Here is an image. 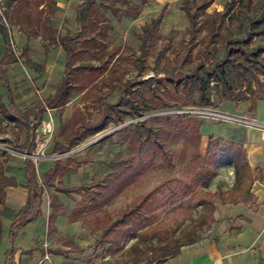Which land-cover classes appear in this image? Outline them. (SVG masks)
<instances>
[{
  "label": "rangeland",
  "instance_id": "obj_1",
  "mask_svg": "<svg viewBox=\"0 0 264 264\" xmlns=\"http://www.w3.org/2000/svg\"><path fill=\"white\" fill-rule=\"evenodd\" d=\"M199 1L14 0L5 5V0H0V16L5 20L12 50L4 75L14 107L32 122L40 117V104L66 82L65 97L58 107L46 110L39 123H34L30 139L26 130L17 137L16 124L0 111L1 166L22 172L27 161L32 160L37 183L41 185L42 173L48 174L55 162V172L48 178L52 187H43V208L36 220L32 250L42 253L39 263L44 261L45 253L48 255L45 225L49 203L53 200L65 206V211L73 205L55 188L84 191L92 185L110 182L123 169L143 162L148 165L137 170L133 183L122 190L106 211L115 215L151 193L149 206L142 209L147 219L142 222V231L109 258L108 264H134L133 259L139 254L142 260H154L165 242L171 248L186 245L190 240L198 242L215 227H222L231 235L241 233L244 225L232 221L231 207L227 205L230 198L207 197L212 207L206 208L197 205V197L231 191L233 197L241 200L252 178L260 179L264 186V175L252 174V178L238 185L233 169L221 167L205 186L196 181L198 164H204L203 156L214 147H209L208 142H226L232 136L238 141L243 131L231 133L229 128L238 123L217 117L214 106L199 107L198 95L189 89L187 79L201 66L211 69L220 65L227 56L228 43L245 40L250 24L264 17V0H255L240 27L230 26L226 37L215 42L210 39L212 31L226 20L230 0H213L202 12L195 7ZM163 6L166 10L162 23L146 41V55L142 57L143 32ZM186 10L196 18L194 36L190 35ZM237 10L236 6L231 14ZM258 44H264V40L256 39L254 45ZM5 47L0 34V58ZM255 90L262 98L263 88L255 86ZM212 99L220 113L232 114L225 108H237L215 95ZM0 102L7 107L1 82ZM103 120H107L106 129L79 141L86 130L98 128ZM241 121L248 124L239 123L240 126L263 130L251 121ZM188 134L193 135L192 140ZM155 140L171 153L169 163L154 148ZM67 146L71 149L61 153L59 148ZM15 179L20 186L25 183L23 172ZM193 181L195 184L190 186ZM184 184L190 187L185 188ZM71 196L76 201L87 199L83 192ZM237 219L248 222L242 215ZM8 221L1 218V228ZM30 235L25 231L23 239ZM256 240L244 250L258 249L260 239ZM106 249H98L100 264H104ZM8 250L9 243L4 238L0 264Z\"/></svg>",
  "mask_w": 264,
  "mask_h": 264
},
{
  "label": "trees",
  "instance_id": "obj_2",
  "mask_svg": "<svg viewBox=\"0 0 264 264\" xmlns=\"http://www.w3.org/2000/svg\"><path fill=\"white\" fill-rule=\"evenodd\" d=\"M118 2L121 0H110ZM145 2L146 0H141ZM213 0H200L195 4L197 11L206 10L212 3ZM255 0H230L228 8L224 16L226 20H222L219 26L212 31L211 42H215L218 38L224 39L229 33V27H240L241 19L244 18L245 13L250 10ZM237 6L236 14H231ZM165 6L161 9L159 14L151 21L149 26L143 32L141 54L142 57L146 55V41L149 40L159 29L164 13ZM186 16L190 24V35L194 36L196 33V18L186 10ZM5 26L3 20L0 18V31L3 40L6 44L2 57L0 58V82L4 89V93L7 98L8 109L4 108L0 103V111L4 116L10 120L15 121L18 128L17 137L26 130L28 138L31 137V128L34 123H39L43 116L46 114V110L54 109L58 107L60 102L66 95L65 92V80L57 87L53 96L45 100L44 103L39 106L40 117L34 119L32 122L29 121L28 116L20 113L14 107L13 98L9 90L8 82L3 74L4 67L10 63L12 58V50L10 44L7 43L5 37ZM256 39L264 40V17L259 21H255L250 24L247 36L244 41H236L228 43L227 56L225 60L220 64L211 69L206 67H199L195 72L189 76L188 85L189 89L194 91L198 95L197 105L199 107L211 108L213 106L211 96L215 95L220 100L230 102H243L247 101L251 97H254L257 92L255 86L263 88L260 79L264 80V44L254 45ZM187 81L185 82V85ZM139 115V114H138ZM200 125H198L199 127ZM107 127V120H103L102 124L92 130H86L79 139L82 141L85 138L94 136L99 132L103 131ZM181 134V133H180ZM188 137L192 140L193 135L188 134ZM196 143L199 141V137L196 139ZM218 144H222L220 147ZM26 145V144H25ZM214 147L205 153L203 156L204 164H198V172L196 173V181L201 182L204 186L207 184L208 179L216 174L217 168L221 167H233L234 178L238 184H243L249 179V167L246 160L245 152L242 148V140L235 142L233 140L223 142L221 139H216L213 142L209 141L208 146ZM154 148L162 156L165 162L169 163L171 153L166 151L165 146L155 140L153 142ZM70 147L59 148L61 153L69 151ZM196 158L199 160L197 148L195 147ZM91 150L89 148L87 151ZM88 160H84L87 163ZM123 169L120 173L115 175L110 182H103L99 185H92L83 191L81 188H55V192L70 197L71 193L81 194L82 192L87 196V199L79 202L78 205H84V209L76 211V214L68 219L69 223H73L77 218L82 217L83 219L88 216L92 218L93 233L100 232L98 240L95 245L104 248L107 247L106 255H115L121 251L127 242L136 237V234L143 229V220L147 219L142 209L149 206V199L151 193H147L140 198L138 202L132 206L110 215L104 208L109 206L125 189L127 186L133 183L137 170H139L144 162L141 164H133ZM0 165V237H1V218H5L10 221L8 239L12 249L10 253L14 252L13 243L17 231L22 226L29 224L38 218L40 213V204L42 202L43 187H52L48 182V178L51 173L55 172V162L51 166V170L48 174L42 173V184L39 185L36 180V173L32 160H28L23 169L25 177V183L21 186L17 183L15 177L17 174L22 173L19 169L14 168H2ZM5 172L14 174L15 177H6ZM193 181L190 186L194 185ZM189 186V187H190ZM7 187H22L28 191V197L25 206L18 212L5 207V193L4 189ZM183 187H188L184 184ZM188 187V188H189ZM227 192L217 193H204L198 195L197 205L211 208L212 203L207 200V197L223 199L228 196ZM176 198L172 199L173 204ZM51 207V202H50ZM85 211L87 214L83 215ZM52 216H50L51 218ZM191 228L195 229V224L191 223ZM195 240H190L188 244L195 243ZM186 244V245H188ZM185 245H178L174 248L169 246L168 242H165L160 248V255L154 260H145L146 264H161L179 254L180 248ZM172 249L170 252L169 249ZM153 250V249H152ZM142 261L140 254L133 259V263L136 264Z\"/></svg>",
  "mask_w": 264,
  "mask_h": 264
},
{
  "label": "crops",
  "instance_id": "obj_3",
  "mask_svg": "<svg viewBox=\"0 0 264 264\" xmlns=\"http://www.w3.org/2000/svg\"><path fill=\"white\" fill-rule=\"evenodd\" d=\"M12 1L14 0H5V5H9ZM0 18L3 20L6 29L5 37L9 44L5 20L2 16ZM260 94L258 92L247 101L232 102L237 106L235 111H232L230 107H227L228 110H226L224 107L225 111L232 112V114L220 113V109L213 99L212 103L220 114L249 120L264 126V93L262 98L258 96ZM222 102L227 103L230 101ZM3 107L8 109V103L7 107ZM12 122L15 123V121ZM229 129H231V133L243 131L240 140L237 141L232 136V139L228 141L233 140L238 143L242 140V148L250 170L249 178H252V174L259 173L264 175V129L243 127L240 124H234ZM231 168L233 169V167ZM246 187L247 192L241 200L233 197L231 191H224L229 193L226 197L230 198L227 205L231 207V213L233 214L232 221L235 220L244 225L239 235H231L225 232L224 228L215 227L209 232L207 238L181 247L177 256L161 264H264V186L261 184L260 179L255 180L252 178ZM4 193L6 208L18 213L25 206L28 197L26 189L22 187H7L4 189ZM67 198L71 200L73 205L66 211L65 206H61L59 203L55 204L53 200L51 201V207L49 203L50 214L45 225V235L47 237L45 244L48 247L47 253L49 259L39 263L42 259V253L32 250L35 248L34 241L36 236L34 234L38 227L37 218L33 222L19 228L13 243L14 252L11 254L12 245H10L8 239L10 221H8V224L4 225V228H1L0 246L4 238L9 243V250L3 260V264H100L97 256L100 247L95 245L100 232L93 233L91 216H86L84 219L79 217L73 223L68 222V219L72 216L76 217V211L84 209L85 206L78 205L80 201L72 198L71 194ZM41 204L39 207L40 211L43 208ZM252 204L256 206L255 209H258L257 211L252 209L254 208L251 206ZM107 207L109 206H106L104 209L106 210ZM87 213L88 211H85L83 215ZM239 215H242L243 219H246L248 222L238 220L237 216ZM50 216L52 217L50 218ZM5 228H7V232L4 231ZM25 231L31 235L23 239ZM96 235L98 236L96 237ZM95 237L96 239H94ZM257 238L260 239L259 243H257L258 249L255 248L251 251L244 250L248 244L255 242ZM104 256L105 259L102 262L108 264L109 258L114 255L109 256L104 253ZM23 259L27 260L24 261ZM136 264H146V261L142 260Z\"/></svg>",
  "mask_w": 264,
  "mask_h": 264
},
{
  "label": "built area",
  "instance_id": "obj_4",
  "mask_svg": "<svg viewBox=\"0 0 264 264\" xmlns=\"http://www.w3.org/2000/svg\"><path fill=\"white\" fill-rule=\"evenodd\" d=\"M217 117H222V118H226V119H232L233 120V122H237L238 124L239 123H244V124H248V123H246V122H244V121H241V118H236V117H233V116H229V115H224V114H220V113H218V112H216V114H215ZM243 120H245V119H243ZM249 121V120H248ZM254 123V122H253ZM256 124V123H255ZM255 126V125H254ZM256 126L258 127V128H262V129H264V126H261V125H258V124H256ZM49 259V257H48V255L47 254H45L44 255V260H48Z\"/></svg>",
  "mask_w": 264,
  "mask_h": 264
}]
</instances>
